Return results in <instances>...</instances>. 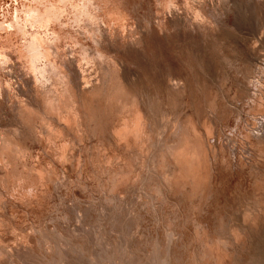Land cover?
<instances>
[{
    "label": "rangeland",
    "instance_id": "rangeland-1",
    "mask_svg": "<svg viewBox=\"0 0 264 264\" xmlns=\"http://www.w3.org/2000/svg\"><path fill=\"white\" fill-rule=\"evenodd\" d=\"M20 1L28 2V0ZM187 1L189 2L186 0H95L97 9L91 7L94 10L93 12L91 9V13H96L108 26L104 29L97 27L99 30L96 31L97 33L94 32L97 40L101 38L100 45L91 41L92 37L87 38L91 35L90 32H85L84 26H81L83 21L76 17L82 12L78 11V8L73 10L71 6H66L65 10L69 9V11L66 10L68 14H63L59 20L54 21L57 25L54 24L55 32L60 35L55 33L54 36L62 38V40L58 39L56 43L59 44L57 47L58 58L62 57L60 52L63 47H68L71 42L76 41V44L78 42L77 45L81 44L79 46L82 48L89 49L91 47L90 51L96 50V53L104 57L109 55V58H116L119 63L121 53L118 51L127 44L135 42L134 39L137 37L135 33L140 32V29L142 32L143 27L148 30V20L152 21L151 24L154 27L159 23V32L164 44L155 43L152 40H149V43L147 40L144 42L146 45H140V48L146 52L142 51L143 54H146L144 57L149 62L148 65H144L147 67L144 68L140 63V61L144 63V59L142 60L136 55L137 58L129 57L130 60H127L128 68L132 72L129 71L128 78L130 81L133 79V82H136L135 90L139 91L140 97L142 96L144 110L146 109L145 111L154 117H152L154 120L152 133H149L151 140H147V137L144 136L146 137L143 138L144 140L139 139L136 143L134 141V145L129 141L128 148L109 139L108 141L106 137H104L105 140H102L103 136L92 132L91 126L95 120L100 121L101 119L99 115L96 118L93 113L90 118L84 116L83 112L79 113L81 124L79 130L81 129V132L77 133L78 137L64 129L62 137L49 139L44 131L46 128L44 121L40 120L43 122L41 124L37 118H33L31 121L32 134L26 130L25 126L21 128L23 125L18 117L20 111L18 102L24 99L23 94L26 95L23 101L28 99V91L22 95L21 93L26 88L31 89L32 85H30L31 76L18 59L25 54V44L30 38L29 32L27 33L29 30H25L24 35L16 34L13 28L3 30V32L0 30V53L12 51V54H9L10 64L0 62V136L1 133H4L0 141L4 144L7 141L8 150L10 149L8 153L12 155H7L5 158L7 160L4 162L8 161V158L9 160L12 157L16 159L19 154L17 162L13 158L4 165L5 167H0V177L2 178H0V264H264V160L258 156L259 152L264 150V147L261 149L264 146V128L262 136L256 130L252 131V119L255 114H258V103H251L241 93L244 82L246 84L243 74V71L246 70L245 63L250 62V58L254 57L250 53L252 47L255 46L258 52L257 67L261 65L262 61L264 62V9L256 12V16L253 15L248 20H235L236 5L234 0ZM252 1L239 0L241 5L248 7L252 6ZM183 2L188 5L192 3L191 7ZM8 4L9 2L6 5ZM54 5L62 6L59 3H54ZM172 5H175V8L167 12L169 6ZM193 6L195 9L203 11L207 16L206 26L204 25L206 28L202 30L206 39L203 35L201 38L194 31H189L188 34L184 33L187 31L186 29L191 28L188 14L191 11L189 8L191 9ZM185 7L188 9L186 10ZM155 17L159 19L156 21ZM176 17L177 21L172 19ZM126 21L130 23L129 27L132 32L125 34L126 37H123L122 29L114 26L113 30L110 26L112 22H116L118 26L122 27ZM223 24L227 26L224 27ZM234 24L235 26H233ZM79 26L82 28L79 29ZM115 28L117 29L115 30ZM229 30H232L231 33L234 35L230 33L231 36H229ZM99 32L101 33L99 34ZM174 32L178 36L170 38L169 33ZM215 32L219 35L217 37L225 38L223 44L214 41ZM66 33L68 34L66 35ZM182 39L186 42H183ZM89 41L91 42L89 43ZM126 42L128 43L126 44ZM211 42L215 46L213 54L216 57L219 56L217 59L215 58L217 66L209 63L208 68L201 70L198 63H202L205 55L210 54L213 50L208 45ZM221 45L224 47L222 48ZM192 48L197 50H195L197 53L194 52L195 55L191 51ZM158 49H160L159 52ZM65 50L69 49L64 48ZM207 50L210 51L207 53ZM13 54H16L17 57ZM115 55L116 57H114ZM65 56H69L68 59L71 58L68 54ZM150 58L152 59L150 60ZM246 58L248 60H245ZM155 59H158L156 60L158 63L154 61ZM57 65L64 69L61 64L57 63ZM96 65L99 66L98 63ZM1 68L3 69L1 70ZM169 69L172 71L168 74ZM252 69L256 72V67L253 66ZM171 78H177V82L180 80L184 83L182 92L174 93L177 97L172 94L175 98L168 90ZM103 101L92 99L91 109L100 104L103 109H99L102 110L105 117L107 111L109 113L114 110V105L112 106L106 101L103 103ZM76 105L79 106V103ZM88 107H91L90 103ZM214 115L218 118L217 120ZM257 117L256 115L255 118ZM188 120L193 122L196 134L204 136L203 139L207 137L203 124L209 123L208 125H210L212 123L213 127L211 128L216 131H212L213 135H210L207 140L209 145L212 144L210 153L212 155L214 152V154L212 157L210 155V159L212 158L210 168L204 172L205 178L206 176L207 178L211 177L212 181L208 180L213 185L204 179L209 184L205 191L203 185L194 187L195 189L187 185L189 188L186 186L183 189L187 192L182 193L177 192L173 186H166L163 184L165 182L161 180L165 174L170 175L172 166L169 163L164 167L157 164L160 161L158 152L161 151L160 155L162 152L165 154L166 147L180 140L183 130L189 128L185 124ZM116 123L114 122V124ZM181 125L186 126L185 129ZM253 133L258 134V138L261 136L260 140L255 139ZM247 134L249 139L245 140L243 135ZM79 136L81 140L78 139ZM262 138L263 140H261ZM171 139H175L173 140L175 143ZM242 141L244 145H242ZM253 143L255 144L253 145ZM64 144L67 145V150L64 156H61L60 149ZM10 145L13 147L11 148ZM159 146L162 147L161 150H158ZM127 150L129 151L127 152ZM11 152L17 153V155ZM125 158L132 160V170L128 168L131 172L126 177L124 176L127 171ZM144 161L145 163H143ZM14 162L17 164L15 165ZM13 167L17 169V172L13 171ZM37 169L41 170L44 176L42 178L44 181L41 180L42 183L35 181L33 172ZM11 171L17 176H13ZM135 171L144 173L138 176V172ZM8 174L9 176H7ZM149 174H151L150 178ZM22 175L23 177H21ZM113 175V179L118 180L119 183L121 179L124 182L122 180L121 185L117 187L110 186V178ZM17 177L22 184H18L20 181ZM23 178L26 179L23 180ZM160 182L165 187L161 186ZM16 189L18 190L16 191ZM18 191L21 193L19 194ZM206 191L208 192L206 193ZM15 192L18 194L16 195ZM27 192L29 195H26ZM189 194L191 197L188 196ZM242 218L245 220L243 221Z\"/></svg>",
    "mask_w": 264,
    "mask_h": 264
},
{
    "label": "bare ground",
    "instance_id": "bare-ground-1",
    "mask_svg": "<svg viewBox=\"0 0 264 264\" xmlns=\"http://www.w3.org/2000/svg\"><path fill=\"white\" fill-rule=\"evenodd\" d=\"M20 1V0H19ZM18 0H0V30L1 32H3V30H8L9 28H13L16 32V34H23L25 32V30H29L27 31V33L30 35V38L28 40V43L25 44V54L23 56H20L18 61L20 63H22L23 67L27 70L28 74L31 76V84L32 88H26L24 90H22V93H26V91H28V99L26 101L25 97L26 95L23 94L24 99H22V101H19V105L18 108L20 109V111L18 112V117L20 119V121L22 122V127L25 126L26 130L32 134L33 133V129L31 127V121L33 118H37V120L39 119L41 121H44V124L46 125V128L44 131H46V135L49 137V139L51 137L54 138H60L62 137V135L64 134V131H71L72 133L75 134V136H77V133L81 132V129L79 130L81 124H80V112H83L86 117H92V113L94 114V116L97 118L98 115L101 118L100 121L97 119L95 120L94 124L91 126L92 128V132L97 133L96 135H101L103 136L102 140H105L104 137H106V139L113 141L114 143L124 147H127V144H129L128 142L131 141L132 143L135 141H138L139 139H143L147 137V140H151V138H149V133L152 130V126H153V118L149 115V113L147 111L144 110V105L143 102L141 100V97L139 95V91L137 92L135 90V86H136V82H133V79H131V81L129 80V66L127 63V60L129 57L130 58H134L136 56H138L140 59H144V63L140 61V63H142L143 67L144 65H148L149 62L147 61L146 57H144V55L146 56V54H143V50L140 48L141 44H144L145 41L148 40H152L155 41V43H163V38L162 35L160 34L159 30H160V25L159 23L156 24V27H154L151 22L148 20V30H146V28L143 27V31L141 32L142 29H140V32H136L135 34L137 35V37H135L134 39V43L132 44H127L128 42H126V46L123 47L122 50H119L118 53H121V60L120 63L118 62V60L115 58H109L108 57H104L103 55L96 53V50L94 52L90 51L89 49L91 48H85L83 47L84 50L81 46V44L77 45L76 41L75 42H71V44L68 47H63V49L61 50L60 54H62L61 58H58V54L59 51L57 52V47L58 45L56 44L58 39H60V35H58V33L55 32V25H56V20H59L61 18V16L63 14H68L69 9L67 8L66 11L65 8L66 6H71L74 9L78 8V11L81 10V14H77L76 17L79 18V20L83 21L81 23V26H84L86 28L85 32L89 33L91 36H87V38L89 39V37L93 38L91 41H95L96 44L100 45L99 40L101 38H99L97 40V38L94 35V32L98 31L99 28L104 29L107 28V23L101 19L96 13H91L93 8L97 9L95 0H28V2H19ZM155 1H159V0H155ZM185 1V0H184ZM235 1V20H248L249 17L252 18L253 15H255L256 12H259L261 10L264 9V0H253V4L252 6L248 7V6H243L241 5V3L239 2V0H234ZM242 1V0H241ZM9 2L8 5H6ZM174 2V1H173ZM186 2H189L186 0ZM54 3L56 4H62V6L59 5H54ZM184 3V2H183ZM158 4V2H157ZM185 5H188L186 3H184ZM190 4V3H189ZM192 4V3H191ZM190 4V5H191ZM188 5V7L190 6ZM251 5V3H250ZM93 7V8H91ZM121 7V6H120ZM191 7V6H190ZM194 7V6H193ZM189 8V25H191L189 29H186L187 31H185L184 33H189V31H194L195 33L199 34L201 38L202 35L205 37V34H203L204 31H202L204 28V25L207 23V16L204 14L203 11L201 10H197L194 8ZM173 8H175V5L169 6V8L167 9V12H170ZM182 8V7H181ZM186 8V7H185ZM71 9V8H70ZM92 9V10H91ZM162 9V8H161ZM180 9V8H178ZM188 8H186L187 10ZM121 10V9H120ZM177 10V9H176ZM76 12H78L77 10H75ZM165 11V10H164ZM94 12V10H93ZM183 12V11H182ZM188 12V11H187ZM253 12V13H252ZM71 13V12H70ZM69 13V14H70ZM74 13V12H72ZM71 13V14H72ZM218 13V12H217ZM66 14V15H67ZM166 14V13H164ZM170 14V13H169ZM154 15V14H153ZM161 15V14H160ZM163 15V14H162ZM173 15V14H172ZM179 15V14H178ZM218 17V14H216ZM215 15V16H216ZM158 16V14H157ZM156 16V17H157ZM165 16V15H164ZM256 16V15H255ZM65 17V16H64ZM150 17V16H149ZM155 17V18H156ZM172 17V16H171ZM130 18V17H129ZM187 18V17H186ZM215 18V17H214ZM226 18V17H225ZM256 18V17H255ZM159 18H156V21ZM173 20L175 19L176 21L178 20V18H172ZM223 19V18H222ZM256 20V19H255ZM67 21V20H66ZM70 21V20H69ZM76 21V19H75ZM117 21V20H116ZM155 21V20H154ZM159 21V20H158ZM216 21V19H215ZM218 21V20H217ZM220 22V21H219ZM256 22V21H255ZM61 23V22H59ZM58 23V24H59ZM77 23V22H76ZM75 23V25H76ZM209 23V22H208ZM222 23V22H221ZM55 24V25H54ZM62 24V23H61ZM129 22H125L124 25H122V27L118 26V24L116 22H112V24L110 25L112 28L118 27L119 29H122V34L123 37H126L125 34L127 33H132L129 27ZM100 25V26H99ZM57 26V25H56ZM69 26V25H67ZM206 26V25H205ZM224 26V24H223ZM227 26V25H226ZM224 26V27H226ZM235 26V24L233 25ZM76 27V26H75ZM99 27V28H97ZM208 27V26H207ZM232 27V26H231ZM239 27V26H238ZM60 28V27H59ZM82 28V27H81ZM79 26V29H81ZM209 28V27H208ZM207 28V29H208ZM218 28V27H217ZM221 28V27H220ZM117 28H115L116 30ZM206 29V31H207ZM227 29V28H224ZM84 30V29H83ZM114 30V28H113ZM205 30V29H204ZM209 30V29H208ZM234 30V29H232ZM232 30L228 31L229 36L230 33L232 32ZM67 31V30H66ZM82 31V30H81ZM211 31V30H210ZM235 31V30H234ZM60 32V29H59ZM83 32V31H82ZM84 32V33H85ZM115 32V31H114ZM242 32V31H241ZM263 32V31H261ZM57 34L58 36L55 37L54 34ZM63 33V32H61ZM97 33V32H96ZM101 32H99L100 34ZM194 33V34H195ZM210 33V32H208ZM217 32L214 33V41L219 43V44H223L222 42L225 41L224 39H221L217 36L216 34ZM222 33V31H221ZM224 33V31H223ZM21 34V35H22ZM68 33H66L67 35ZM71 34V33H70ZM81 34V33H80ZM234 35V33H231ZM262 34V33H260ZM24 35V34H23ZM73 35V34H72ZM83 35V34H82ZM86 35V34H85ZM98 35V34H97ZM102 35V34H101ZM193 35V34H192ZM236 35H238L236 33ZM170 38H174L177 37L178 35L174 32V33H169L168 35ZM262 36V35H261ZM260 36V37H261ZM22 37V36H21ZM130 38V37H129ZM133 38V36H132ZM182 38V37H181ZM190 38V37H189ZM195 38H197V36H195ZM22 39H24V37H22ZM28 39V38H27ZM26 39V40H27ZM78 39V38H76ZM206 39V37H205ZM238 39V38H237ZM25 40V39H24ZM62 40V38L60 39ZM59 40V42H60ZM84 40V38H83ZM210 40V39H209ZM72 41V40H71ZM89 41V43L91 42ZM173 41V40H170ZM175 41V40H174ZM173 41V42H174ZM183 42H186V40L184 41L182 39ZM188 41V40H187ZM194 41V39H193ZM239 41V40H238ZM12 42V41H11ZM102 42V41H101ZM132 42V41H131ZM143 42V43H142ZM167 42V41H166ZM182 42V43H183ZM202 42V41H201ZM64 43V42H63ZM88 43V44H89ZM94 43V44H95ZM103 43V42H102ZM101 43V44H102ZM147 43V42H146ZM150 43V42H149ZM68 44V42H67ZM164 44V43H163ZM195 44V43H194ZM16 45V44H15ZM103 45V44H102ZM146 45V44H144ZM185 45V44H184ZM191 45V44H190ZM200 45V44H199ZM209 47H211V49H213L210 54L205 55V58L203 59L202 63H198V66L201 70L208 68V64L209 63H213L214 66H217V56L215 54H213L214 51V43L212 44H208ZM232 45V44H231ZM12 46V45H10ZM63 46V45H62ZM86 46V45H85ZM90 46V44H89ZM96 46V45H93ZM139 46V47H138ZM143 46V45H142ZM148 46V45H147ZM150 46V45H149ZM177 46V45H176ZM226 46V45H225ZM14 47V46H13ZM81 47V49H80ZM88 47V46H87ZM100 47V46H99ZM98 47V49H99ZM158 47V45H157ZM160 47V46H159ZM164 47V46H162ZM166 47V46H165ZM195 47V46H194ZM221 47L223 48L224 46L221 45ZM230 47V46H229ZM236 47V46H235ZM2 48V47H1ZM6 48V47H5ZM9 48V47H8ZM17 48V47H16ZM15 48V49H16ZM60 48V47H59ZM64 48L69 49L68 51H64ZM94 48V47H93ZM102 48V47H101ZM144 48V47H143ZM196 48V47H195ZM191 49V51L193 52V54L195 55L194 52H196V49ZM200 48V47H199ZM198 48V49H199ZM3 49V48H2ZM7 49V48H6ZM12 49V48H11ZM10 49V50H11ZM83 49V50H82ZM92 49V48H91ZM97 49V50H98ZM151 49V46H150ZM165 49V48H164ZM5 50V49H4ZM24 50V48H23ZM153 50V49H152ZM160 49H158L159 52ZM182 50V49H181ZM196 50V51H195ZM200 50V49H199ZM202 50V49H201ZM220 51H222L221 48H219ZM227 50V49H226ZM3 51V50H2ZM19 51V49H18ZM17 51V52H18ZM143 51V52H142ZM210 50H207V53ZM235 51V50H234ZM237 51V50H236ZM12 52V51H11ZM11 52H2L0 53V62L1 63H5V64H10V57L9 54H12ZM100 52V51H99ZM157 52V51H156ZM191 52V54H192ZM117 53V54H118ZM146 53V52H144ZM161 53V52H160ZM197 53V52H196ZM224 53V52H222ZM246 53V52H245ZM250 53L254 56L253 58L255 59H251L250 58V62H244L246 64V70L245 72L243 71V74L245 75V80H246V84L244 82V85L242 86V92L244 98H248V100L251 103H255L257 102V110H258V114H255L253 119H252V131L256 130V132L260 135L262 132V129L264 128V62L262 61L261 65H259L257 67V56H258V52L254 48L252 47L250 49ZM261 54V52H259ZM5 54V55H3ZM70 55L71 58H69V56H65V55ZM155 54V53H154ZM200 54H202L200 52ZM199 54V55H200ZM16 55V54H13ZM21 55V53H20ZM119 55V54H118ZM117 55V56H118ZM119 55V56H120ZM136 55V56H135ZM151 55V54H150ZM158 55V53H157ZM221 55V54H220ZM166 56V55H165ZM163 56V57H165ZM197 56V55H196ZM225 56V55H224ZM223 56V57H224ZM17 57V55H16ZM116 57V55L114 56ZM202 57V55H201ZM137 58V57H136ZM138 58V60H139ZM148 58V57H147ZM157 58V57H156ZM162 58V57H161ZM168 58V57H167ZM166 58V59H167ZM198 58V57H197ZM216 58V59H215ZM229 58V57H228ZM243 58V57H242ZM245 58V57H244ZM152 58H150L151 60ZM149 60V59H148ZM155 59L154 61L156 63H158ZM164 61V59H162ZM169 60V58H168ZM243 60V59H242ZM245 60H248L247 58ZM136 61V60H135ZM167 61V60H166ZM174 61V60H173ZM222 61V60H221ZM132 62H134V59H132ZM152 62V61H150ZM165 62V61H164ZM232 62V61H231ZM252 62V63H251ZM57 63L61 64L63 68H61L59 65H57ZM99 64V66L97 67L96 64ZM131 63V62H130ZM163 63V62H162ZM169 63V62H168ZM166 63V64H168ZM171 63V61H170ZM225 63V62H224ZM235 63V62H234ZM127 64V65H126ZM135 64V63H134ZM172 64V63H171ZM220 64V63H219ZM218 64V65H219ZM136 65V64H135ZM141 65V66H142ZM160 65V64H159ZM222 65V64H221ZM224 65V64H223ZM138 66V65H137ZM140 66V65H139ZM157 66V65H156ZM166 66V65H165ZM197 66V67H198ZM215 66V67H216ZM220 66V65H219ZM253 66L254 68L256 67V72L253 71ZM147 66H145L144 68H146ZM162 67V66H161ZM150 68V67H149ZM170 68V67H169ZM3 68H1L2 70ZM75 69V70H74ZM176 69V68H175ZM214 69V68H213ZM138 70V69H137ZM228 70V69H227ZM76 71V72H75ZM153 71V70H152ZM172 69L168 70V74L169 72H171ZM178 71V70H177ZM131 72V71H130ZM176 72V71H174ZM202 72V71H201ZM204 72V71H203ZM229 72V71H228ZM128 73V76H127ZM132 73V72H131ZM134 73V72H133ZM197 74V73H196ZM132 75V74H131ZM156 75V74H155ZM167 75V74H166ZM170 75H172L170 73ZM178 77V74H176ZM133 76V75H132ZM152 76V75H151ZM154 76V74H153ZM181 76V75H180ZM175 77V76H174ZM244 78V77H243ZM78 79V82H77ZM135 80V79H134ZM139 80V79H138ZM137 80V81H138ZM185 81V80H184ZM244 81V79H243ZM142 82V81H140ZM171 82L167 83L169 84V88L168 90L170 91L169 93H171V96L173 97L172 94H174L175 92H182L181 89L184 88V83L181 82L180 80H178L177 82V78H171V80L169 81ZM191 83V82H190ZM167 84V85H168ZM240 84V83H239ZM29 85V86H30ZM79 85V88H78ZM158 85V84H157ZM4 86V85H2ZM10 86V85H9ZM24 86V85H22ZM222 86V85H221ZM8 87V86H7ZM48 87V88H47ZM72 87V88H71ZM147 87V86H146ZM1 88V87H0ZM19 88V87H18ZM240 88V87H239ZM4 89V88H3ZM10 89V87H9ZM74 89H76V92H74ZM6 90V88H5ZM49 90V91H48ZM139 90V89H138ZM185 90V89H184ZM10 91V90H9ZM48 91V92H47ZM62 91V92H61ZM97 91V93H95ZM251 91V93H250ZM3 92V91H2ZM20 92V89H19ZM141 92V91H140ZM8 93V91H7ZM51 93V94H50ZM158 93V92H157ZM250 93V94H249ZM9 94V93H8ZM7 94V95H8ZM202 94V93H201ZM12 95V94H11ZM14 95V94H13ZM12 95V96H13ZM142 95V94H141ZM175 95V94H174ZM169 96V97H171ZM176 96V95H175ZM183 97V95H181ZM187 96V95H186ZM10 97V96H9ZM157 97V96H156ZM177 97V96H176ZM180 97V96H179ZM178 97V98H179ZM185 97V96H184ZM12 98V97H10ZM17 98V97H16ZM15 98V99H16ZM175 98V97H173ZM8 99V98H7ZM13 99V98H12ZM19 99V98H18ZM92 99H96L98 101V99L100 100H104L106 102L111 103V105H114V110L112 112L107 111L106 116L104 117L102 110H100V104H97V108L93 107L92 108ZM177 99V98H176ZM201 99V98H200ZM10 100V99H9ZM14 100V99H13ZM78 100L79 106L76 105L78 103H76V101ZM155 100V99H154ZM12 101V100H10ZM95 101V100H94ZM93 101V102H94ZM103 101V103H104ZM175 101V100H174ZM195 101V100H194ZM15 102V101H13ZM12 102V103H13ZM98 102V103H99ZM176 102V101H175ZM183 102V101H182ZM11 103V102H10ZM91 105V107L89 108L88 105ZM97 103V102H96ZM95 103V104H96ZM148 103V102H147ZM14 104V103H13ZM256 104V103H255ZM16 105V103H15ZM102 105V104H101ZM110 105V106H111ZM143 105V106H142ZM149 105V104H147ZM184 105V104H183ZM79 108H78V107ZM94 106V105H93ZM105 106V105H104ZM107 106V104H106ZM187 106V104H186ZM217 106V105H216ZM249 106V105H248ZM205 107V106H204ZM17 108V106H16ZM109 108V105H108ZM111 108V107H110ZM109 108V109H110ZM187 108V107H186ZM196 108V106H195ZM194 108V109H195ZM198 108V107H197ZM103 109V108H101ZM205 109V108H204ZM108 110V109H107ZM111 110V109H110ZM155 110V109H154ZM184 110V109H183ZM200 110V109H199ZM196 111V110H195ZM183 112V111H182ZM190 112V111H189ZM226 112V111H225ZM106 113V111H105ZM186 113V112H185ZM184 113V114H185ZM187 114V113H186ZM164 115V113H163ZM200 115V114H199ZM218 115V114H216ZM216 115H214L216 117ZM243 115V114H242ZM258 116L257 118H255V116ZM41 116H43L41 118ZM45 116L48 117H52L51 119H47ZM162 116V115H161ZM187 116V115H184ZM201 116V115H200ZM210 116V115H209ZM225 116V115H224ZM240 116V115H239ZM164 117V116H163ZM188 117V116H187ZM187 117H185L186 119H188ZM192 117L193 114H192ZM204 117V116H203ZM202 117V118H203ZM241 117V116H240ZM190 118V117H189ZM181 119V118H180ZM183 119V116H182ZM216 120L218 119L217 117L215 118ZM215 119H212L215 121ZM244 119V118H243ZM159 120V119H158ZM157 120V121H158ZM166 120V119H164ZM202 120V119H201ZM210 120V119H209ZM211 120V121H212ZM246 120V119H245ZM244 120V121H245ZM89 121V120H88ZM174 121V120H173ZM182 121V120H181ZM212 121V122H214ZM248 121V120H247ZM35 122V121H34ZM33 122V124H34ZM114 122H117L116 124H114ZM120 122V123H119ZM161 122V121H160ZM171 122V121H170ZM185 122V121H184ZM183 122V123H184ZM187 122V121H186ZM41 124L43 122H40ZM174 123V122H173ZM195 123V122H194ZM198 123V122H197ZM196 123V124H197ZM206 123V122H205ZM244 123V122H243ZM32 124V125H33ZM38 124V123H37ZM36 124V125H37ZM40 124V125H41ZM188 125V129H185V127L182 126L183 129V134L182 136L180 135L182 133L179 134L181 136L180 140H177V138L175 136V139L177 140V142L175 143V139H171L175 144H172L169 142V147H166V151L165 154H163L164 152H162V154L160 155V152L158 156L160 161L158 162V166L160 167H164L165 165H171L172 167L170 168V175H164L163 178H161V180L166 184V186H173L174 189L177 192H187L185 189V187L188 185L190 188H194L197 186H201L203 185V189L204 191L206 190L205 188L209 187L208 182L211 184L210 182V178H205V174L204 172L210 168L211 164H210V145L212 144H208L207 141L209 139L210 135H213L212 131H215L214 129L212 130L211 124L208 125L209 123L203 124V128H204V132L206 133V138L203 139L202 136H199L200 134H196V131L193 127V122L191 120H188L187 123H185ZM200 124V123H199ZM35 125V126H36ZM39 125V124H38ZM198 125V124H197ZM241 125V124H240ZM246 125V123H245ZM244 126V125H243ZM242 126V127H243ZM251 126V125H249ZM44 127V125H43ZM70 127V128H69ZM215 127V126H214ZM241 127V126H240ZM248 126L246 125V128ZM85 128V127H84ZM202 128V127H201ZM255 128V129H254ZM258 128V129H256ZM44 129V128H43ZM65 129V130H64ZM161 129V128H160ZM163 129V128H162ZM241 129V128H240ZM239 129V130H240ZM84 130V129H83ZM90 130V129H89ZM176 130V129H175ZM245 130V128H244ZM248 130V129H247ZM25 131V130H24ZM87 132V131H86ZM158 132V131H157ZM165 132V131H163ZM176 132V131H175ZM216 132V131H215ZM152 133V132H151ZM238 133H240L238 131ZM2 135L4 133H1ZM175 134V133H173ZM172 134V135H173ZM241 134H243L241 132ZM249 134V132H248ZM243 135V137H245L246 139H249V135ZM254 134V133H253ZM258 134H254V138L255 139H259L258 138ZM1 135V136H2ZM17 135V134H16ZM171 135V134H170ZM217 135V134H216ZM220 135V134H219ZM240 135V134H239ZM0 136V138H2ZM84 136V135H83ZM100 136V137H101ZM146 136V137H144ZM159 136V135H158ZM234 136V135H233ZM4 137V136H3ZM78 137V136H77ZM152 137V136H151ZM155 137V136H154ZM215 137V136H212ZM211 137V138H212ZM242 137V135H241ZM242 137V139L244 140V138ZM5 138V137H4ZM157 138V137H156ZM220 138V137H219ZM238 138V137H236ZM235 138V139H236ZM253 138V139H254ZM7 140V138H5ZM11 139V138H10ZM81 140V137L79 136V138ZM158 139V138H157ZM168 139V137H167ZM3 140V139H1ZM86 140V138H85ZM108 140V141H109ZM144 140V139H143ZM170 140V139H169ZM214 140V139H213ZM237 140V139H236ZM240 140V139H239ZM260 140V139H259ZM263 140V138L261 139ZM4 141V140H3ZM11 141H13L11 139ZM83 141V140H82ZM0 167H3L5 164H8V162L13 159L14 157H12L10 160L8 158V161L4 162L6 158V156L10 155L8 153V148L7 147V141L6 144H4V142L0 141ZM10 142V140H9ZM14 142V141H13ZM168 142V141H167ZM236 142V141H235ZM239 142V141H238ZM241 142V140H240ZM243 142V141H242ZM254 142V141H253ZM131 143V144H132ZM140 143V142H139ZM145 143V142H144ZM143 143V144H144ZM237 143V142H236ZM252 143V141H251ZM261 143V142H259ZM9 144V143H8ZM13 144V143H11ZM247 144V143H245ZM255 143H253L254 145ZM258 144V143H257ZM15 145V144H13ZM134 145V143H133ZM240 145V144H239ZM244 145V142L243 144ZM259 145V144H258ZM61 156H64L65 152H66V147L67 145H61ZM119 146V147H120ZM137 146V145H136ZM133 146V147H136ZM155 146V145H154ZM166 146V145H165ZM221 146V145H220ZM246 146V145H245ZM252 146V144H251ZM262 146V145H261ZM10 147L12 148L13 146L10 145ZM15 147V146H14ZM121 147V148H122ZM129 147V146H128ZM127 147V148H128ZM131 147V146H130ZM139 147V145H138ZM147 147V146H146ZM160 148H158V150L162 149L161 146H159ZM244 147V146H243ZM248 148V146H246ZM256 147V146H255ZM264 146L261 147V149ZM106 148V147H105ZM214 148V147H213ZM217 148V147H216ZM242 148V147H240ZM251 148V147H250ZM101 149V148H100ZM132 149V148H131ZM140 149V148H139ZM148 149V148H147ZM224 149V148H222ZM254 149V148H252ZM259 149V148H258ZM264 149V148H263ZM20 150V149H19ZM69 150V149H68ZM121 150V149H120ZM125 150V149H124ZM134 150V148H133ZM145 150V148H144ZM143 150V151H144ZM154 150V149H153ZM212 150V149H211ZM215 150V149H214ZM12 151V149H11ZM15 151V150H14ZM13 151V152H14ZM23 151V150H22ZM122 151V150H121ZM129 150H127L128 152ZM142 151V150H141ZM149 151V149H148ZM152 151V150H151ZM218 151V150H217ZM250 151V150H249ZM248 151V152H249ZM256 151V150H255ZM10 152V151H9ZM11 152L12 154H15ZM132 152V151H131ZM136 152V151H134ZM225 152V151H224ZM103 153V152H102ZM124 153V152H123ZM121 153V154H123ZM141 153V152H140ZM218 153V152H217ZM233 153V152H232ZM260 154L258 155L260 159L264 160V150L259 152ZM21 154V153H20ZM129 154V153H128ZM144 154V153H142ZM150 154V152H149ZM214 154V152H213ZM212 154V155H213ZM220 154V153H219ZM234 154V153H233ZM242 154V153H241ZM17 155V153L15 154ZM157 155V154H155ZM211 155V157H212ZM243 155V154H242ZM12 156V155H10ZM19 156V154H18ZM18 156L16 159H18ZM21 156V155H20ZM24 156V154H23ZM58 156V155H57ZM147 156V155H146ZM125 157V156H124ZM156 157V156H155ZM214 157V156H213ZM107 158V157H106ZM120 158V157H119ZM146 158V157H145ZM15 158L13 159L14 161L16 160ZM126 159V158H125ZM133 159V158H132ZM135 159V158H134ZM144 159V158H143ZM12 160V161H13ZM138 160V159H136ZM156 161V159H154ZM153 160V161H154ZM158 160V159H157ZM20 161V159H19ZM120 161V160H119ZM131 158H127L125 161V166L127 171H125L124 176L126 177V175L130 174L131 171L128 170V168L131 169L132 163H131ZM241 161V160H240ZM261 161V160H260ZM17 162V160H16ZM21 162V161H20ZM84 162V161H83ZM135 162V161H134ZM213 162V161H212ZM264 162V161H263ZM13 164V162H11ZM15 163V162H14ZM94 163V161H93ZM100 163V162H99ZM110 163V162H109ZM145 163V161L143 162ZM142 163V164H143ZM169 163V164H167ZM17 163H15L16 165ZM118 164V163H117ZM154 164H156L154 162ZM14 165V166H15ZM22 165V164H21ZM102 165V164H101ZM109 165V164H108ZM139 166V165H138ZM156 166V165H155ZM154 166V168H155ZM217 166V165H216ZM215 166V167H216ZM5 167V166H4ZM7 167V166H6ZM16 167V166H15ZM19 167V166H18ZM35 167V166H34ZM78 167V166H77ZM106 167V166H105ZM119 167V166H118ZM10 168V167H9ZM14 168V167H13ZM108 168V167H107ZM120 168V167H119ZM134 168V167H133ZM157 168V167H156ZM167 168H169L167 166ZM212 168V167H211ZM1 169V168H0ZM5 169V168H4ZM28 169V168H26ZM25 169V171H27ZM35 169V168H34ZM34 169H31L32 171ZM140 169V168H139ZM161 169V168H160ZM158 169V170H160ZM7 170V169H5ZM30 170V171H31ZM101 170V169H100ZM109 170V169H108ZM111 170V169H110ZM132 170V169H131ZM150 170V169H149ZM212 170V169H211ZM13 171L17 172V169L14 168ZM29 171V172H30ZM106 171V170H105ZM114 171V170H113ZM116 171V170H115ZM123 171V169H122ZM148 171V170H147ZM152 171V170H151ZM163 171V170H162ZM6 172V171H4ZM19 172V171H18ZM28 172V171H27ZM47 172V171H46ZM124 172V171H123ZM138 172V171H135ZM156 172V171H155ZM211 172V171H210ZM8 173V172H7ZM15 173V172H14ZM20 173V172H19ZM23 173V171H22ZM32 173V172H30ZM34 173L35 176V181L36 182H40L42 183L44 180L42 178H44V176L42 175L41 170H36ZM44 173V172H43ZM133 173V171H132ZM141 173L144 172H138V176L142 175ZM147 173V172H146ZM149 173V172H148ZM162 173V172H161ZM6 174V173H5ZM11 174L12 171H11ZM10 174V177L12 176ZM29 174V173H28ZM48 174V173H47ZM111 174V173H110ZM115 174V173H114ZM123 174V173H122ZM4 175V174H3ZM21 175V174H20ZM25 175V174H24ZM30 175V174H29ZM118 175V173H117ZM120 175V174H119ZM208 175V174H207ZM214 175V174H213ZM6 176V175H5ZM9 176V174L7 175ZM13 176H17L14 175ZM32 176V177H34ZM123 176V175H122ZM145 176V175H144ZM23 177V175L21 176ZM25 177V176H24ZM27 177V175H26ZM30 177V176H29ZM48 177V176H47ZM52 177V176H51ZM114 175L112 176L111 179V184L110 186H118L121 185V181L123 179L120 180V183L118 182V180L113 179ZM119 177V176H118ZM124 177V179H125ZM151 177V174H149V178ZM209 177V175H208ZM1 178V177H0ZM13 178V177H12ZM15 178V177H14ZM18 178V177H17ZM122 178V177H119ZM130 178V177H129ZM133 178V176H132ZM149 178L147 179V181L149 180ZM2 179V178H1ZM26 178H23V180ZM28 179V178H27ZM144 179V178H143ZM156 179V178H155ZM159 179V178H158ZM204 179H210L208 180H204ZM213 179V178H212ZM6 180V179H5ZM16 180V179H15ZM22 180V179H21ZM41 180H43L41 182ZM151 180V179H150ZM1 181V180H0ZM17 181V180H16ZM18 181L19 178H18ZM26 181V180H25ZM24 181V182H25ZM46 181V179H45ZM157 181V180H156ZM212 181V180H211ZM4 182V181H3ZM12 182V180H11ZM10 182V183H11ZM124 182V180H123ZM150 182V181H149ZM152 182V181H151ZM2 183V182H1ZM9 183V182H7ZM18 183V182H17ZM38 183V184H40ZM154 183V182H152ZM151 183V184H152ZM162 182H160L159 184L161 185ZM18 184H22L21 181ZM156 184V183H155ZM161 186H164V185ZM45 185V184H43ZM48 185V184H47ZM158 185V184H157ZM213 185V184H211ZM5 186V185H3ZM17 186V185H16ZM23 186V185H22ZM21 186V187H22ZM25 186V184H24ZM155 186V185H154ZM160 186V187H161ZM187 186V188H189ZM7 187V185H6ZM157 187V186H156ZM159 187V188H160ZM165 187V186H164ZM211 187V186H210ZM14 188V187H13ZM202 188V187H201ZM200 188V189H201ZM212 188V187H211ZM7 189V188H6ZM12 189V188H11ZM19 189V188H18ZM16 189V191L18 190ZM165 189V188H164ZM172 189V188H171ZM173 189V190H174ZM195 189V188H194ZM202 189V190H203ZM9 190V189H8ZM25 190V189H24ZM160 190V189H159ZM209 190V189H208ZM22 191V190H21ZM161 191V190H160ZM10 192V191H9ZM19 192V191H18ZM23 192V191H22ZM203 192V191H201ZM208 191H206L207 193ZM21 192H19L20 194ZM25 193V192H23ZM162 193V192H161ZM160 193V194H161ZM189 193V192H188ZM16 194V192H15ZM18 194V193H17ZM16 194V195H17ZM36 194V193H35ZM187 194V193H186ZM195 194V192H194ZM193 194V195H194ZM26 195H29L28 192L26 193ZM25 195V196H26ZM13 196V195H12ZM23 196V195H22ZM163 196V195H162ZM190 196V194L188 195ZM18 197V196H17ZM21 197V196H20ZM191 197V196H190ZM24 198V197H22ZM3 199V198H2ZM1 199V200H2ZM16 199V198H15ZM18 199V198H17ZM26 200V199H25ZM28 200V199H27ZM1 203V202H0ZM246 216V215H244ZM252 218V217H251ZM243 219V218H242ZM245 219H243L244 221ZM245 225V224H244ZM217 251V250H216ZM216 253V252H215Z\"/></svg>",
    "mask_w": 264,
    "mask_h": 264
}]
</instances>
